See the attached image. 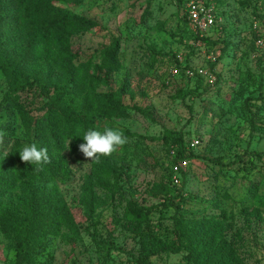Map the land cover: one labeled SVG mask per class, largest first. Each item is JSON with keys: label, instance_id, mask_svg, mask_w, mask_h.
Listing matches in <instances>:
<instances>
[{"label": "rangeland", "instance_id": "obj_1", "mask_svg": "<svg viewBox=\"0 0 264 264\" xmlns=\"http://www.w3.org/2000/svg\"><path fill=\"white\" fill-rule=\"evenodd\" d=\"M187 1L59 3L96 28L37 53L16 32V0L0 3V59L10 53L51 88L47 98L11 90L0 68V264H14L15 233L49 211L58 232L40 236L24 264H264V54L253 31L264 39V0H205L221 19L207 42L188 25ZM10 91L31 121L4 102ZM56 112L92 130L119 127L128 142L96 162L79 151L83 139H67L48 151L58 175L18 180L32 166L18 152L37 145L34 121Z\"/></svg>", "mask_w": 264, "mask_h": 264}, {"label": "trees", "instance_id": "obj_2", "mask_svg": "<svg viewBox=\"0 0 264 264\" xmlns=\"http://www.w3.org/2000/svg\"><path fill=\"white\" fill-rule=\"evenodd\" d=\"M67 1L76 4L83 0H16L18 12L16 32L23 42L26 53L39 52L44 42L67 47L72 37L82 35L96 28V24L93 21L82 17H72L69 13L57 6V4ZM2 2L3 0H0V3ZM3 27L6 29H14L8 21L4 23ZM203 41H209V37L205 38ZM0 62L4 63L6 66L0 65V68L11 76V90L15 88L20 90L27 89L29 92H32L34 97H49L51 88L46 75L23 72L19 67L20 60L16 59V57H13L8 52L5 57L0 59ZM7 66L8 68L10 67L11 70H9ZM210 66L213 67L214 64ZM33 86H35V88H33ZM3 100L13 105L14 108L19 110L22 116L31 121L26 109L23 105H20L14 100L11 91L5 95ZM108 106L118 117H121L127 110L126 107H122L120 103ZM143 114L150 116L149 113L144 112ZM33 124V131L35 138H37L38 148H47L48 151L56 150L64 146L67 139H71L77 143L82 139L84 132L92 129L91 127L84 126L80 117L62 115L59 112L54 113L53 116L48 114L40 121H34ZM46 134L50 136L52 142L46 140ZM176 140L178 146L182 150L181 154H183L180 159L188 158L189 156L183 151L182 138L178 136ZM255 154L258 157L261 156L260 154ZM215 162L220 163L219 161ZM41 171L51 176H56L59 173L58 168L54 165H42L40 166V170H37V166L32 165L31 167H24L16 177L18 180L30 177L36 178ZM113 175H115V178L119 177L116 171ZM159 191L166 197L165 202L170 204L174 197L170 194L169 184L160 185ZM139 211L142 212L143 210L139 209ZM58 212L62 213L60 210ZM53 215H56V213H52V211L40 213L34 217L28 225L23 226L15 233L16 254L14 264H24L27 261L31 255L34 243L40 236L45 234H56L58 232V227L53 223ZM62 215L67 224L73 227L71 217L68 213L64 212ZM176 236H178V241H180L178 230L176 231Z\"/></svg>", "mask_w": 264, "mask_h": 264}, {"label": "clouds", "instance_id": "obj_3", "mask_svg": "<svg viewBox=\"0 0 264 264\" xmlns=\"http://www.w3.org/2000/svg\"><path fill=\"white\" fill-rule=\"evenodd\" d=\"M5 136L6 133L0 130V148L5 146ZM82 139L84 142L79 145V151L85 158L96 162L100 157H110L128 142L127 136L119 127H106L103 132L89 129L84 132ZM70 140L67 142L66 149ZM18 153L21 162L35 165L37 170L50 162L47 148H38L35 143L24 145ZM6 156L7 153H5Z\"/></svg>", "mask_w": 264, "mask_h": 264}, {"label": "built area", "instance_id": "obj_4", "mask_svg": "<svg viewBox=\"0 0 264 264\" xmlns=\"http://www.w3.org/2000/svg\"><path fill=\"white\" fill-rule=\"evenodd\" d=\"M185 13L189 27L195 31L197 37L203 41L211 36L214 29L219 28L221 19L216 15V9L213 4L205 0H188ZM253 31L255 36V45L257 49L264 54V39L261 37L259 26L253 23ZM197 76L211 83L214 81L213 76L207 69H198ZM193 144H197L194 142Z\"/></svg>", "mask_w": 264, "mask_h": 264}]
</instances>
